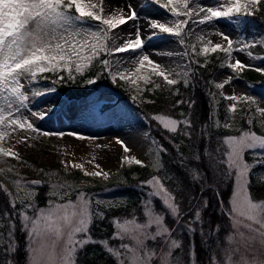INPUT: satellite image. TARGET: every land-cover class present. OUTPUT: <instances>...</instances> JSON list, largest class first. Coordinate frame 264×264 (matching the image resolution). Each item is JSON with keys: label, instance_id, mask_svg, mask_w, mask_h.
<instances>
[{"label": "snow or ice", "instance_id": "obj_1", "mask_svg": "<svg viewBox=\"0 0 264 264\" xmlns=\"http://www.w3.org/2000/svg\"><path fill=\"white\" fill-rule=\"evenodd\" d=\"M261 2L262 0H217L214 6L206 7L199 4L190 7L193 0H145L144 4L145 7L159 6L165 11L163 21L149 18V30L154 31L147 37L148 40L162 38V34L173 37L176 42L184 46L185 51L179 54L184 57L189 56V50L192 54L205 57L209 53L224 54L222 66L228 68L234 75L216 83L215 87L221 90L220 95L223 99L230 102L227 105L229 119L235 118L238 105H256L253 114H249L251 109L245 112L248 130H240L239 135L221 137L215 154L211 151L206 153L210 160L215 162L217 177L231 180L233 183L232 193L224 212L230 223V231L225 240L217 245L220 258L212 257L213 264H264V258L253 251L257 244L264 249V191L254 196L250 187L252 168L257 164L264 165V135L252 130L254 119H258L260 126L264 127V107H260L256 99L247 94L235 92L228 94L223 91L237 74L247 68L264 75V68L246 65L233 55L234 52H245L246 49L257 45L264 46V38L258 41H237L222 32H216L214 34L221 36L223 42L214 43L203 35H197L196 42L201 45L197 52L196 44L186 43L191 30L186 33L185 29L190 21L200 25L219 20L240 22L244 18L254 16ZM194 13L199 19H194ZM139 19L131 5L127 15L124 14L123 9L106 14L104 0H0V143L17 129L38 131L22 114V110L28 107L29 101V95L24 90L25 84L22 81L31 84L42 74L52 73L58 77L52 82L57 83L65 79L64 76L58 75L60 72L67 73L69 80H75L74 73L83 75L101 55L107 57L99 62L107 70L112 82L115 83L119 79L130 83L135 86L138 94L143 91L138 81L143 80L144 84L151 82L148 76L141 75L145 65L150 68L152 75L162 78L166 86H175L181 81L187 86L190 82V73L186 70L188 65L177 71V68H181L180 65L165 68L151 60L143 52L145 38L141 37L138 25L135 39L130 36L127 39L121 37L124 43L116 46L114 31L129 21ZM109 41L113 42L112 46H109ZM129 52L135 54L128 58L134 61V70L122 68L119 60L115 62L111 60L114 54ZM168 55L173 54L168 53ZM246 55L250 59H264L251 51H247ZM88 83L94 84L96 80L89 79ZM156 87L159 88L160 85L157 84ZM43 94L40 90H32V95L35 97ZM213 96L215 97V94ZM133 99L135 100L136 97L134 96ZM177 103L183 104L184 101ZM39 118L44 119L45 113H39ZM152 119L170 134L179 132L180 135L191 137L188 129H191L192 125L188 117L178 120L169 115L159 114ZM181 125L184 127L181 128ZM214 126L221 127L220 122L214 121ZM223 127L231 128L232 125L225 122ZM43 135L50 134L43 133ZM77 139L83 140L86 137L78 136ZM116 143L121 145L125 154L131 151L123 141L117 139ZM150 143L152 148L148 154L152 157L151 168L160 172L163 169L161 153L166 154L167 149L163 145L157 147L154 140ZM246 153L253 154V164L246 161ZM0 156L18 158V154L12 148L2 146H0ZM200 159L199 155L195 157L197 162ZM62 163L66 168L68 167L67 162ZM122 163L147 166L134 155H125ZM220 165L224 166L223 171H219ZM93 166L98 170L88 171L79 163L71 165L79 169L85 177L103 180L110 178L111 174L104 171L99 164ZM189 175L194 182L206 179V174L199 169H190ZM165 179L153 175L150 179L141 182V188L149 189L146 199L142 201L141 215L144 218L142 221L137 216L123 220L113 219L112 239L122 241L118 247L109 246L107 240L99 242L113 258L114 264H182V261L173 256L175 250L181 248V241L173 237V231L176 229L170 227L166 221L170 217L175 225H179L185 213L182 212L174 192L166 186ZM257 181L259 184H264V176L257 177ZM13 183L17 189L15 198L3 185H0V190L5 191L9 196V204L19 216L22 228L27 233L29 264H77L78 252L90 242L96 243L91 240L90 227L94 219H104V214L93 212V202L82 190L76 193L75 201L69 198L63 202L65 197L71 196L72 186L69 184H50L51 190L48 196L56 197V200L50 199L46 207L39 208L34 203L36 193L32 189L19 180ZM28 183L36 185L41 184V181ZM58 188L66 191L58 192L56 191ZM216 192L219 203L223 205V198L219 196L218 190ZM21 193L23 195H20ZM17 201L21 204L19 210H16ZM25 201L29 202L25 203ZM157 201L160 204L159 209L156 208ZM203 207L205 209L208 207L206 200ZM29 210H32V215H28ZM8 215L5 213L6 217ZM199 223H202V212L198 208L194 216L183 224V228L195 234L196 228L193 225ZM14 228V222L10 223V239L11 229ZM217 230L214 228L212 231ZM125 240L129 243H124ZM149 241L155 246H150ZM6 251L14 252L15 246L9 243ZM190 256L195 264L194 251L190 252ZM8 264H12L11 260Z\"/></svg>", "mask_w": 264, "mask_h": 264}, {"label": "rangeland", "instance_id": "obj_2", "mask_svg": "<svg viewBox=\"0 0 264 264\" xmlns=\"http://www.w3.org/2000/svg\"><path fill=\"white\" fill-rule=\"evenodd\" d=\"M216 2L217 0H193V4L190 5V7H193L196 4L204 7L214 6ZM144 4L145 0H104L106 14L111 13L113 10L123 9L124 14L127 15L129 14V5H131L132 8H134L137 12V15L140 17L138 21H129V23L114 31L113 36L116 37V46L122 45L124 43V39H121V37L125 29L130 30L132 39H135L137 25L139 26L140 34H143L141 36L146 34H150L149 36H151L152 31L154 30H149V18L153 20H164L165 11L163 9H161L159 6L145 7ZM200 15L202 16L203 13ZM194 19H199V17L195 16V13ZM248 20V17L244 18L240 22L235 20H219L215 21L214 23H205L202 25L193 24L190 21L187 28L185 29L186 33L191 30V34L187 37L186 43L196 44V49L198 52L201 45L196 42L197 35H203L206 39H211L214 43L223 42L221 36L214 34L216 32H222L225 35L231 37L233 40L237 41H258L261 38H264V33L260 35L250 34L249 36H246V33L243 32V29L247 25ZM149 36L144 37L145 45L143 52L147 54L151 60L163 65L165 68L176 67L177 65H180L181 68H177V71H180L184 65H188L186 70L190 73V82L192 80L193 62H196L197 60L207 62L214 55L219 59L220 67L215 72L212 79L213 89L211 92V97L214 120H218L222 127L224 123L227 122L232 125L231 128L227 129L233 130L236 128L245 111L251 109V113L249 114H253L255 112L256 105L240 104L238 105V111L235 114V118H228L229 113L227 112V105L230 102L224 100L220 95L221 90L215 87L216 83L222 82L228 76L234 75L228 68L222 66V61L224 60L223 53H209L207 57H205L192 54L191 50H189V56L184 57L179 54L183 53L185 48L183 45L176 42L175 38L168 37L166 34H162V38L148 40L147 37ZM112 43V41H109V46H112ZM256 47L264 48V46L257 45L251 49H246L245 52H234L233 55L246 65H252L256 68H264V59H250L246 55L247 51H251L256 56L264 57V54H261L259 51H257ZM168 53H172L173 55L169 56ZM134 55L135 54L131 52L124 54H114L111 57V60L113 62L119 60L121 62L122 68L134 70V61L132 59H128ZM249 70L252 69L247 68L237 74L236 78H234L231 83L227 84L223 91L228 94H232L233 92L236 94H247L254 97L260 107H264V83H254L252 80H249L245 74V72ZM141 75L148 76L151 82L144 84L143 80L138 81L139 87L143 90L139 94L137 93L135 86L131 85L130 83L121 81V86L125 88L132 98L135 96L136 101H144L147 103L150 101V99L146 96L147 92L151 93L155 91L158 88L156 85L159 84V81L157 80V76L151 74L150 68L147 65H145ZM44 77L46 76L41 75L37 78L36 82L31 84H29L27 81H22V83L25 84L24 90L29 95L28 107L22 110V114L34 124L38 131L31 132L28 130L17 129L11 136L6 137L5 140L0 143V146L4 148H12L13 151L18 154V158L0 156V177L5 179V183L11 190L13 198L17 196V189L13 183L17 180L9 178L11 175L18 177V180L23 184H26L28 188L34 191V193L39 190L38 194L43 195V192H45V197L47 198L46 202H49L50 199L56 200V197L50 198L48 196V193L51 190L49 188L50 184H69L72 186L71 196L65 197V201L63 202H66V200L69 198L72 201H75L77 199L76 193L82 190L87 193L88 197H90L91 201L93 202V212L103 213L102 209L105 207L110 209V207H118L126 203V196L117 192L121 188H116V185L123 179V166L131 169L138 165L123 164L122 159L125 155L136 156L138 159L142 160L145 165H147V168L152 171V174L146 178L140 179V177L137 178L138 176H135L136 179H139V181L133 182L136 183V186L140 187L141 182L150 179L153 175H160V172L158 174V172L151 168L152 157L148 154L150 148H152L150 142L153 141L151 128L144 119L136 114V106H133L131 103H125L121 101L120 93L106 87L94 88L93 84H89L90 92L87 95L82 96L81 98H69L65 93L58 89L57 83L52 82L54 79L48 77L45 79ZM180 83H183V81ZM239 83L242 84V89L237 92L236 89L238 88L237 86ZM33 89L40 90L44 94L42 96L35 97L32 95ZM52 89H54V91H51ZM213 94H215V97ZM48 104H51V106H48ZM41 112L45 113L44 119L39 118V113ZM32 113H36L37 115H33ZM254 120L259 124L258 119ZM43 133H49L50 135L45 136ZM78 136L86 137V139H77ZM132 138H140L142 143L141 145L144 146V152L141 157L137 154L131 153V151L125 154L121 145L116 143L117 139H119L123 141L130 150H132L130 144V140ZM68 145L74 148L75 152L66 154L65 148ZM96 150H113L115 153L114 159L112 161L113 165H110L111 159L102 152H100L99 155L90 156L89 152L94 154ZM247 155L249 157H254L253 154L246 153L245 159ZM89 161L93 162L89 163ZM62 162H67L68 167L66 168ZM73 163L83 164L85 169L88 171H97L98 169L94 168L93 165L99 164L104 171H108L111 174L110 178L108 180L92 177H88V179H78V176L84 175L79 169L71 167ZM30 181H41V184L33 185L28 183ZM99 185L104 187V189L99 191L91 189L92 187ZM140 189H142L141 191L143 193V201L146 199V193L149 191V189L146 187H140ZM56 191L63 193L66 191V189L58 188ZM203 191L204 188L199 191L198 199L200 198V195L203 193ZM20 195H23V193ZM28 202L29 201H25V203ZM57 202L62 201L57 200ZM17 203H19V201H17ZM34 203L36 204L35 200ZM157 203H159V201L156 202V208ZM38 207L44 208L46 206ZM199 209L202 212V208ZM222 212H225L223 206ZM32 214V210H29L28 215ZM133 216L139 217L141 221L144 219L141 214H133ZM131 217L132 216L129 218ZM113 219L123 220L124 218L112 217L111 220L113 221ZM0 221L1 223L4 222L3 219ZM166 223L170 227H174L176 229L175 231H177L178 225H175L169 221H166ZM2 226H0V234L3 232L1 229ZM193 227L197 228L200 232L202 231L199 229L200 223L195 224ZM6 229L8 233L6 235H2V244L5 243V245H7V249L9 243H12L15 246L16 240H14V232H12L11 239L9 238L10 227H7ZM12 230L13 229H11V231ZM209 231L210 230L206 232L207 241L209 240V234H212V232ZM213 235L215 236L214 238L220 240V243H222L226 238V235L223 236L218 231L214 232ZM173 237L178 240L181 239L178 238V236ZM91 240H94L93 237H91ZM104 240H107L109 246L112 247H118L122 242L118 239H112V237L111 239L106 238L101 241ZM123 242L129 243L127 240ZM149 245L152 247L155 246L151 241H149ZM191 251H194L195 253L194 247H191L188 251L185 250L182 256L175 251L173 256L174 258L182 261V264H193V259L190 256ZM253 251L264 258V249H261L258 244L253 249ZM26 253L27 264H29L28 245ZM216 253L220 254L218 249ZM184 258H186V261ZM9 260L12 262V258H9L8 261ZM210 264H213V260Z\"/></svg>", "mask_w": 264, "mask_h": 264}, {"label": "trees", "instance_id": "obj_3", "mask_svg": "<svg viewBox=\"0 0 264 264\" xmlns=\"http://www.w3.org/2000/svg\"><path fill=\"white\" fill-rule=\"evenodd\" d=\"M247 25L243 29L246 36L250 34H262L264 33V0L261 5L258 6V10L254 16L248 17ZM257 51L264 54L263 47H256ZM106 56L101 55L100 58L93 62L90 69L84 72L83 75L75 74V80H69L67 73L60 72L58 75L64 76L65 79L57 82L58 89L65 93L69 98H80L87 95L90 92L88 80L95 79L96 83L93 84L94 88L108 87L118 93H120L121 101L125 103H131L136 106L135 111L138 116L143 118L151 128V133L156 145H163L167 149V153H161V160L163 169L160 171L165 184L177 197V201L180 203L181 210L185 213L183 220L177 227V231L173 232V236L181 238V248L176 249V253L183 255V252L188 251L194 245L195 261L196 264H210L212 263V257L220 258V254L216 253L217 245L220 244V240L214 238V228L221 235H226L230 229V223L228 218L222 212V206L225 209L229 197L232 193L233 183L231 180H225L217 177V168L215 162L211 161L207 156V152L211 151L215 154L217 145L221 137L229 135H239L240 130H248L249 125L246 120L245 113L239 120L235 129H227L224 127L216 128L214 126V113L212 107L211 92L213 89L212 79L215 72L219 69V59L215 55L207 62L197 61L193 64V73L191 82L185 86L184 83L177 84L175 86H166L162 78L158 77L160 87L153 92H147L146 96L150 99L149 102H139L134 100L124 87L121 86V81L117 79L115 83L110 79L107 70H105L100 60L105 59ZM245 74L249 80L254 83H264V75L261 73L249 70ZM43 76L51 77L54 80L58 79L56 75L52 73H44ZM178 90V91H177ZM177 101H184L183 104H178ZM194 102V103H191ZM223 110V109H222ZM247 112V111H245ZM165 114L172 118L183 120L185 117L191 120V137L176 134H170L163 130L158 123L152 119L153 116ZM183 114V115H182ZM184 126L181 125V128ZM252 130L257 134H264L263 127L255 120L253 121ZM210 137V139H208ZM199 155L200 161L197 162L195 157ZM246 160L249 164L254 163V157L246 156ZM183 161V163H182ZM190 169H199L206 174V179H201L199 182H194L190 175ZM224 166H219V171H223ZM123 179L116 185L119 189V193L126 196V203L118 207L103 208L104 219L96 218L91 225V237L96 243H89L84 247L82 251L78 253V264H114L113 258L107 253V250L99 242L103 239H111L114 232L111 218H129L133 214H141L142 205V189L136 186V179L133 174L137 175L140 179L146 178L152 171L149 168H123ZM159 174V172H158ZM77 176V175H76ZM264 176V165L257 164L252 168L250 173L251 190L254 196H258L264 191V184H259L257 177ZM13 180H18L16 176H9ZM79 178H87L85 176H78ZM23 179V178H20ZM0 185L11 193V190L7 187L5 180L0 177ZM211 186V187H210ZM137 187V188H135ZM204 188L203 193L198 199L199 191ZM91 189L99 191L104 187L101 185L92 187ZM219 196L223 198L224 204L221 205L217 199V192ZM37 194L34 200L38 206H46L47 198L45 192L43 195ZM12 194V193H11ZM202 196V197H201ZM9 196L5 191L0 190V226L3 232L0 234V264H8V259L12 258L13 264H27V245L28 238L26 232L22 228L21 220L19 216L15 214L13 208L9 204ZM207 201L208 207H203L204 201ZM221 206V207H219ZM160 204L157 203V209ZM202 208V223H200V232L196 228V233H190L183 228V224L193 217L195 209ZM21 209V204H16V210ZM5 213L9 215L6 217ZM167 221L174 223L169 217ZM14 222L15 251L8 253L6 251L7 245L2 244V235H6L7 227H10V223ZM195 226V224L193 225ZM221 227V228H220ZM212 232L209 234V240H206V232ZM5 232V233H4ZM208 232V233H209ZM191 240V244H190ZM207 243V244H206ZM5 245V247H4ZM186 261V258H184Z\"/></svg>", "mask_w": 264, "mask_h": 264}, {"label": "bare ground", "instance_id": "obj_4", "mask_svg": "<svg viewBox=\"0 0 264 264\" xmlns=\"http://www.w3.org/2000/svg\"><path fill=\"white\" fill-rule=\"evenodd\" d=\"M131 35L132 34H131L130 30L125 29L122 37H124L125 39H127L129 36L131 37ZM141 35H143V34H141ZM149 35L146 34V35L141 36V37L144 38L145 36H149ZM237 87L238 88L236 89V91L239 92L242 89V84L239 83V85ZM48 106H51V104H48ZM130 142H131L130 144H131V147H132L131 153L137 154V155H139L141 157L143 155V152H144V146L141 145L142 143H141L140 138H132L130 140ZM73 152H75V149L72 148L70 145H68L65 148V153L66 154H70V153H73ZM100 152H102L105 155H107L111 159L110 165H113L112 161H113L114 156H115V153H114L113 150H96L94 152V154H91L92 152H89V154H90V156H96V155H99Z\"/></svg>", "mask_w": 264, "mask_h": 264}]
</instances>
